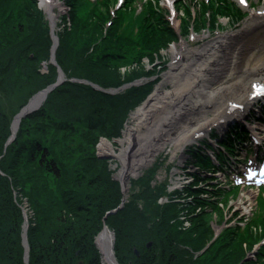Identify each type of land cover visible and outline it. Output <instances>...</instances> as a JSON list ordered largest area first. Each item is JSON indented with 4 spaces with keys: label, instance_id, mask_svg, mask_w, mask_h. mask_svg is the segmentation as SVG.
<instances>
[{
    "label": "trees",
    "instance_id": "16d2710c",
    "mask_svg": "<svg viewBox=\"0 0 264 264\" xmlns=\"http://www.w3.org/2000/svg\"><path fill=\"white\" fill-rule=\"evenodd\" d=\"M66 1L70 25L57 31L56 49V61L66 79L21 118L13 140L6 145L14 113L31 95L54 83L58 72L51 63L48 72L40 71L49 58L52 40L35 0H0V264H25L24 205L28 208L29 264H104L95 237L105 214L122 202L123 194L111 176L108 160L98 157L97 144L101 137L120 135L128 113L153 84H132L108 93L70 78L111 88L152 75L143 60L159 57L160 48L175 37L153 0H145L138 14L135 9L126 13L134 0L114 12L110 0H85L84 12L80 10L84 0ZM202 9V26L208 21L212 24L219 15L236 20L243 16L242 9L229 0H208ZM133 12L140 16L137 26L130 28L134 19L128 21L126 14L133 16ZM183 15L190 17L192 12L184 8ZM182 20L189 24L186 18ZM123 65L139 69L122 74ZM244 132L238 126L223 138L218 134L213 138L232 149ZM202 146L189 148L191 163L206 169L205 173L224 165L227 156L222 150L216 164L206 152V148L214 149L210 141ZM155 170V165L148 167L132 178L123 207L105 219L114 230V254L121 264H264V242L259 243L264 237V214L257 213L242 228L226 227L210 242L215 233L205 208L222 212L220 198L229 196L215 191L223 188L213 183L217 177L192 173L188 184L169 188L153 182ZM182 212L184 220L190 214L191 227H183ZM257 243L256 257L247 260V251Z\"/></svg>",
    "mask_w": 264,
    "mask_h": 264
},
{
    "label": "rangeland",
    "instance_id": "374dc122",
    "mask_svg": "<svg viewBox=\"0 0 264 264\" xmlns=\"http://www.w3.org/2000/svg\"><path fill=\"white\" fill-rule=\"evenodd\" d=\"M58 1L59 3L62 4L63 11L60 12L59 7L57 6L54 7L56 11V17H55L56 22L53 23L50 20L49 15L46 12V10L41 6L40 1L35 0L37 7H39L43 11L44 19L47 22V25L49 28V35L52 40L49 58L47 61L42 62L41 68L43 67V63L46 62L47 69H48V63H50L49 60L51 57L52 49H54V54H55V59H56V49L58 48V43H59L57 31L60 30L59 28L70 25V21H69V18H70L69 15L71 12L70 6L68 5L66 0H58ZM144 1L145 0H134V2H132L126 7V13H129V11H131L132 9H135L137 11L136 12L137 14L141 13L143 8L145 7ZM153 1L155 2L153 4L161 8L162 11L164 12L165 19H167L170 22V25L172 29L174 30L175 37H173L171 40L169 39L166 42L165 47L163 46L162 48H160L159 57L156 54L157 55V56L155 55L156 59H154L153 61L149 60V58H145L143 60L142 65L146 68V70L152 71L153 73L152 75H149V76L144 75L142 77L141 76L136 77L133 81L127 82L118 87L103 88L106 90L104 92L117 93L132 84H138V85L153 84L152 90L137 105H135V107L132 108L130 112L128 113V116L123 123L120 135L113 139H109L107 137L100 138V141L98 143L97 155L101 159L108 160L109 168L112 171L111 176L113 179H115L119 183L121 191L123 190L122 189L123 185L127 187L126 192L122 191L123 197H125V199L127 198L128 192L131 188V179L138 177L144 172L146 168L154 166V165L156 166V170L154 173L155 177H154L153 182L166 183L169 186V188H175V187L181 188L183 187V185L188 184L190 181L193 180V178L191 177L192 173L202 174L203 178H206L207 176H212V175L217 177V180H215L213 183L218 185V187L222 185L223 189L215 190V191H219V192L226 191V192H230L231 195L228 196L226 194L224 195L225 197L220 198L221 200L219 201V203L221 202L224 203L222 212L212 211L211 207L205 208V211H207L206 216L208 220L210 221V223L212 224V230L215 233L212 239L210 240L211 242L215 239L217 234H219L226 227L236 228L237 226H240L242 228L245 225V223L249 221L250 218L256 219V217L258 216H263L264 214V186L262 187V195H261V192L259 191L257 185L253 184V181L247 178L246 173L252 168V163L255 161L256 155L247 156L249 160L247 161V164H245L244 163L245 151H244L243 145H241V148L243 149L241 148L237 149L239 153L236 157H233L234 164L232 165L235 170L242 173V176H237L236 173H233V174L230 173L229 170L231 169L227 165L225 167L228 168V172L231 175V176L227 175L228 180H227V177L225 179V175L223 172L219 173L220 176H217L214 173H208V172L205 173L206 169L195 167L194 164L190 162L193 154H191V152L189 151V148H192V146H194L197 149L202 148L203 147L202 144L204 143L205 140H210L213 144H216L215 138H212L214 134L216 135L219 134L222 136V134L224 135L226 133H229L232 128L242 126L244 127V129H246V132L241 134V136H243L242 138H245L246 136L250 137V142L248 143L247 141L245 145L249 144L250 147L251 146L253 147L254 143L251 144L253 141L252 140L253 135H254L253 133L257 132L258 143H256V148H258V152L261 155H263L264 154V131L259 128H264V95L263 94L256 95L257 97L254 100V102H252L246 109H243V106L241 104L239 105L235 104V108L243 110L242 115H232L231 117H227L225 119L223 118L224 120L216 119L214 121H211L210 123L212 124L207 128L206 132L198 133L197 135L193 137V139L187 141L185 145L181 148L176 147L178 145V142H177L178 140L176 139L178 138L179 135H174V137L172 138H166V137L164 138V136L160 137L161 129L163 128V125L161 123L163 120L157 121L155 119L154 123L152 122L148 127H146L143 124H141L140 118L133 117L132 115L137 111L138 108L146 106L151 101L153 97L152 94L154 93V91L157 89L158 86L160 87V90L162 92L172 90L174 86V82L176 81L175 79L176 74L174 75L169 72L172 71L176 73V67H175L176 65L179 66L182 63V61L188 62V58L186 57L187 55L186 46L182 44L184 41L186 42V45L188 48H191V49L200 48L204 45V43H206L208 40L210 41L214 37H217L227 32H233V31L240 29L243 23L251 16V13L253 11H257L262 7L264 8V0H246V3H241L239 0H229L231 2L233 1L238 7L242 9L243 16L239 20H236L234 16L226 17V16L219 15L217 16L216 21L212 22V24H210L211 22L208 21V25L206 26H202L199 20L202 18V14H201L203 11L202 3L208 0H153ZM127 2H128L127 0H110L109 4H110V8L112 12H114L113 9H117L120 6L127 5ZM86 7L87 6L84 0V3H82V7L80 8V10L84 12L87 10ZM184 8H189L191 10L192 15L190 17L183 15ZM131 14L133 16H128L126 14V17L128 21H131L134 19L130 25V28H135L138 23L137 19H139L140 15L138 16L137 14H135V12ZM182 17L186 18L189 24H186V22L182 20ZM192 18H195L196 21L194 22ZM187 25H189L188 28H187ZM197 25H201V27L197 28ZM51 30H52V35H51ZM54 36L57 37L56 45H55V40L53 38ZM239 39L242 41H239V42L230 41L227 45L220 47V49H221V52L223 50L225 53L227 52L228 54L229 52L234 53L237 47L240 46L239 44L246 43L245 42L246 40L251 41L250 43L251 45H248V46L242 45L243 47L239 51L241 60H243V61H240V63L245 64L246 61H244V59L247 56L254 55L255 51L252 49L251 46L254 44H260L261 42H264V29L259 28L256 32L250 35H247V36L243 35ZM176 47H178L177 51L175 50ZM174 50L182 54V58L180 60L178 59L180 58L181 55L176 56V54L174 53L175 52ZM225 53L223 54L225 55ZM55 66L57 67V65ZM133 69L135 70L139 69V66L131 67L128 65H123L120 68V72L122 74H127L129 71ZM57 72H58L57 74V78H58L59 76L58 67H57ZM180 75H183V73H181ZM70 80L81 81L85 83L90 82L89 80L77 78V77H71ZM84 80H86L87 82ZM90 83L95 84L92 82ZM103 89L101 87V90ZM37 92L31 95L28 98V101L31 100L34 96H36ZM230 98L227 97L226 100ZM2 101H4V99ZM28 101L24 105H26ZM21 108L18 109V111L14 113L13 116H15L21 110ZM213 118H214V115H212V112H211L206 115L205 120H208V119L210 120ZM128 126L133 127V130H132L133 135L130 137V139H132L131 144L129 143L121 144L119 142V139L124 136L126 128ZM254 126L257 128L254 129L253 128ZM139 138L144 140V143H143L144 148L138 151L137 141ZM102 139H106L111 143V147L108 148V150L105 152L99 150V144L102 141ZM123 146H126L127 149H129L127 151L128 153H126V159L128 163L130 159H132L131 161H133V160L140 159L143 157V159L146 160L144 165H141L138 169L135 170V172H132L130 175L125 176L124 180L121 177H119V169L121 168L122 164H121V160L116 156V153L120 152ZM206 152H208L212 156L214 155L212 151L206 150ZM99 154L102 155L103 157H100ZM232 184L233 185L235 184L236 187L233 188ZM234 189L238 190L237 194H235ZM249 193L251 195L250 199L246 197V194H249ZM241 202L243 203L241 204ZM23 212H24V216L26 215L27 217L26 221L28 223V215H27L28 208L26 205L23 206ZM184 213L185 212L181 213V215H183L182 216L183 220H184ZM257 213L259 214L258 216H256ZM189 216L186 215V220H184L183 222V227L185 228H189L192 225L193 219H189L190 218ZM104 219H106L105 216H104ZM257 224H259V221H257ZM107 228L112 232L113 239H114L115 233H114L113 228L110 227L109 225L107 226ZM260 230L261 228L259 225V227H257V232L258 231L260 232ZM259 232L257 233V235L259 234ZM258 236H260V234ZM149 242L151 243V241H148L146 245ZM261 242H264V237L261 239L259 243ZM209 243L206 244V246L201 250V252L205 250V248L209 245ZM253 246L254 247H252L246 253L245 258L247 260L254 259V257H256L257 255L259 244L257 243ZM113 251H114V247H113ZM138 254H139V251H138ZM114 257H115V254H114ZM101 259L103 261L102 256H101ZM116 261L120 263L117 259Z\"/></svg>",
    "mask_w": 264,
    "mask_h": 264
},
{
    "label": "bare ground",
    "instance_id": "6f19581e",
    "mask_svg": "<svg viewBox=\"0 0 264 264\" xmlns=\"http://www.w3.org/2000/svg\"><path fill=\"white\" fill-rule=\"evenodd\" d=\"M39 1L48 13L50 20L55 23L56 11L54 7H59L60 12H62V4L58 0ZM239 1L241 2V0ZM259 28L264 29L263 7L257 11H253L240 29L214 37L204 43L200 48H188L184 41L182 44L186 46L188 62L182 61L179 66L176 65V73L169 72L174 75L176 74V81L173 80L176 83L174 82L172 90L162 92L158 86L152 94L151 101L146 106L138 108L132 116L140 118L141 124L146 127L152 122L154 123L155 119L157 121L163 120L161 123L163 128L161 129L160 137L172 138L174 135H179L176 139L178 140L176 147L181 148L198 133L206 132L207 128L212 124L210 123L211 121L225 119L232 115H242L243 110L235 108V104H241L243 109L248 108L257 97L255 94L257 86H264V42L251 46L255 52L254 55L247 56L244 59L246 61L245 64L240 63L243 60H241L239 51L242 49V45H251V41H248L249 38L245 41L246 43L242 44L240 42V46L237 47L234 53L229 52L228 54L223 50L221 52L220 47L227 45L230 41H242L239 39L240 37L250 35ZM175 50L177 51L178 47ZM176 51L174 52L176 56L181 55L178 59L180 60L182 54ZM181 73L183 75H180ZM227 97L231 98L226 100ZM40 99L41 94H37L30 100L28 107L32 108L36 106L39 104ZM211 112L214 118L205 120L206 115ZM12 118L10 125L11 133L18 128L22 117L13 116ZM253 128L255 129L257 127L254 126ZM259 129L264 131V128ZM132 130L133 127L128 126L126 128L124 136L119 139L121 144H131L132 139L130 137L133 135ZM253 134V136L258 138L257 132ZM225 135L227 133L222 134L223 137ZM143 143L144 140L139 138L137 141L138 151L144 148ZM211 145L212 147H220L213 143ZM110 147L111 143L106 139H102L99 144V150L103 152L107 151ZM128 150L126 146H123L120 152L116 153V156L121 160L122 164L119 169V177L123 180L125 176L135 172L136 169L146 162L142 157L133 161L130 159L128 163L126 159ZM194 165L198 166L197 164ZM252 171L249 174V178L254 180L252 178L254 175ZM246 197L250 199V193L246 194ZM103 225V229L95 237L96 246L103 257L102 262L106 264H120L114 257L113 234L107 228L108 225L105 223V219Z\"/></svg>",
    "mask_w": 264,
    "mask_h": 264
},
{
    "label": "water",
    "instance_id": "95a60500",
    "mask_svg": "<svg viewBox=\"0 0 264 264\" xmlns=\"http://www.w3.org/2000/svg\"><path fill=\"white\" fill-rule=\"evenodd\" d=\"M51 35H52V30H51ZM53 38L55 40V45H56L57 37L54 36ZM49 62L58 66V64L56 62V59H55L54 49H52V53H51V57H50ZM47 70H48L47 69V63L44 62L43 63V67L40 69V71L42 73H45V72H47ZM58 70H59V76H58L57 80L54 83L48 85L46 88H43L39 92H37V94H41L42 95V97H41V99L39 101V104H37L36 106H33L32 108H30V107H28V103L30 102V100H29L28 103L24 107H22L21 110L19 111V113L16 114L15 116L25 117L28 113H30L31 111H33L36 108H38L42 104V102L45 100L46 95L48 94V92L51 91L55 86H57L58 84L62 83L66 79L63 70L59 66H58ZM84 81H86V80H84ZM92 85L94 87H96V88L101 89V87L96 85V84H92ZM103 90L106 91L105 89H103ZM109 92H111V91H109ZM16 130L14 132H12L11 135L8 137L6 144H8L11 140H13ZM99 156L103 157L100 154H99ZM122 189H123L122 191H127V187L124 186V185H123ZM125 200H126L125 197H123L122 202L116 208L109 210L107 212V214L105 215V218L107 217V215L114 214L119 209H121L123 207V204H124ZM27 227H28V223L26 221V215H25V220H24V222L22 224V232H21V241H22V246L24 248L23 260H24L25 264H29V259H28L29 245H28V241H27ZM150 244L151 243L149 242L147 245L150 246ZM135 252L138 255V250L136 248H135Z\"/></svg>",
    "mask_w": 264,
    "mask_h": 264
},
{
    "label": "snow or ice",
    "instance_id": "6c2138e0",
    "mask_svg": "<svg viewBox=\"0 0 264 264\" xmlns=\"http://www.w3.org/2000/svg\"><path fill=\"white\" fill-rule=\"evenodd\" d=\"M242 3H246V0H241Z\"/></svg>",
    "mask_w": 264,
    "mask_h": 264
}]
</instances>
